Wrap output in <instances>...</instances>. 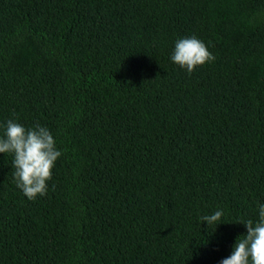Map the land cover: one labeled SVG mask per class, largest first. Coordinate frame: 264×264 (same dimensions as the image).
Masks as SVG:
<instances>
[{
	"label": "trees",
	"instance_id": "16d2710c",
	"mask_svg": "<svg viewBox=\"0 0 264 264\" xmlns=\"http://www.w3.org/2000/svg\"><path fill=\"white\" fill-rule=\"evenodd\" d=\"M9 119L62 155L29 200L0 153V264H220L264 204V0H0Z\"/></svg>",
	"mask_w": 264,
	"mask_h": 264
},
{
	"label": "clouds",
	"instance_id": "9594fccd",
	"mask_svg": "<svg viewBox=\"0 0 264 264\" xmlns=\"http://www.w3.org/2000/svg\"><path fill=\"white\" fill-rule=\"evenodd\" d=\"M171 60L191 74L198 66L215 60L206 44L197 37H185L176 42ZM0 137V153L12 154L13 175L16 186L29 200L44 196L48 190L47 182L52 179V170L62 152L56 147L51 131L36 124L28 129L14 119L4 126ZM258 220H241L247 234L237 238L230 256L220 264H264V204L258 207ZM224 213L217 210L200 219L208 226L221 224Z\"/></svg>",
	"mask_w": 264,
	"mask_h": 264
}]
</instances>
